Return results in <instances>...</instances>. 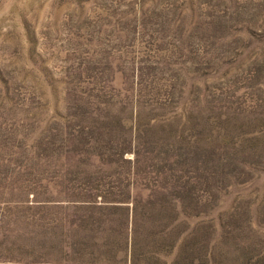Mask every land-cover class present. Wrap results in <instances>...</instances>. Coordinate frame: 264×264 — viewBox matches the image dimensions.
<instances>
[{"label": "rangeland", "instance_id": "374dc122", "mask_svg": "<svg viewBox=\"0 0 264 264\" xmlns=\"http://www.w3.org/2000/svg\"><path fill=\"white\" fill-rule=\"evenodd\" d=\"M0 264H264V0H0Z\"/></svg>", "mask_w": 264, "mask_h": 264}, {"label": "trees", "instance_id": "16d2710c", "mask_svg": "<svg viewBox=\"0 0 264 264\" xmlns=\"http://www.w3.org/2000/svg\"><path fill=\"white\" fill-rule=\"evenodd\" d=\"M128 221L130 222L129 224L131 226V230L134 232V235L137 236V229H136L137 221H135V212L133 214L132 220L130 221L128 219ZM135 236L132 237V242H131L132 252L134 253V255H135V253H137V250H136L137 247L135 248V245L137 243Z\"/></svg>", "mask_w": 264, "mask_h": 264}]
</instances>
